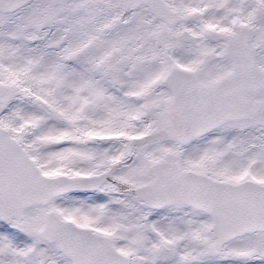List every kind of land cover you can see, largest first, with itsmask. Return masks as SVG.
Returning a JSON list of instances; mask_svg holds the SVG:
<instances>
[{
    "label": "snow or ice",
    "instance_id": "snow-or-ice-1",
    "mask_svg": "<svg viewBox=\"0 0 264 264\" xmlns=\"http://www.w3.org/2000/svg\"><path fill=\"white\" fill-rule=\"evenodd\" d=\"M0 264H264V0H0Z\"/></svg>",
    "mask_w": 264,
    "mask_h": 264
}]
</instances>
